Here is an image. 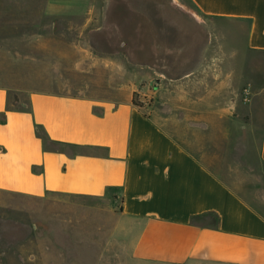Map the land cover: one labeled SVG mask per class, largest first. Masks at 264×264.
<instances>
[{
	"label": "crops",
	"instance_id": "crops-1",
	"mask_svg": "<svg viewBox=\"0 0 264 264\" xmlns=\"http://www.w3.org/2000/svg\"><path fill=\"white\" fill-rule=\"evenodd\" d=\"M188 1L199 16L240 23L244 36L231 34L240 47L228 49V29L210 31L212 40L201 48L200 30L177 27L172 33L180 44L172 48L143 9L171 0H106L94 32L98 51L127 52L134 59L143 53L154 70L159 60L175 63L164 68H181L191 53L195 61L208 54L216 65L217 52L230 55L228 68L262 67L241 56L264 55V0ZM26 3L0 0V30L14 27L24 34L26 21H32L34 53L89 52L82 45L42 46V21L58 16L26 15ZM37 5L40 10V0ZM14 6L17 12L10 11ZM166 47L167 56H159ZM58 58L65 62L58 61L56 78L37 81L26 94L0 80V196L79 202L97 215L96 228L105 230L70 254L60 239H49L53 258L83 264H264V210L256 206L264 204V187L251 192L242 184L245 171L227 167L238 165L240 153L228 150L221 157L207 151L200 118L189 122L180 108L188 97L168 88L184 79L168 77L174 81L168 83L157 72L156 84L125 85L106 78L99 65L74 63L69 69L68 56ZM39 61L34 56L37 72ZM248 105V130L259 141L255 161L264 166V87Z\"/></svg>",
	"mask_w": 264,
	"mask_h": 264
},
{
	"label": "rangeland",
	"instance_id": "rangeland-1",
	"mask_svg": "<svg viewBox=\"0 0 264 264\" xmlns=\"http://www.w3.org/2000/svg\"><path fill=\"white\" fill-rule=\"evenodd\" d=\"M26 2L24 9L26 15L40 12L42 15L58 16L53 20L46 17L42 21V46L82 45L87 47L89 52L82 54L69 49L68 53L61 54L47 51L34 53L32 21H26L24 34H19L14 27H10L8 31L0 30L2 34L7 33L0 36V80L7 83L12 91L26 94L34 89L37 81L49 77L55 79L58 61L61 60V64L65 62L58 58L63 55L68 56L66 68H72L74 63L78 66L93 63L97 67L99 65L104 68L106 78H112L114 83L156 84L154 78H157V72L165 73L166 78L162 75L160 77L168 83H174L173 80L176 78H183L184 83L170 85L168 88L174 93L180 92L188 97V101H180V108L182 107L184 113L188 114L189 122H198L194 118H200V138L207 151L221 157H224L228 150L240 153L238 165L231 163L227 167H237L236 169L245 171V181L242 184L251 192L254 188L264 187V166L256 164L255 161L259 143L258 134L248 130L250 124L248 104L256 89L264 87V55L241 56L243 61L247 60L249 64L254 62L262 65L258 69L228 68L230 55L227 53L224 56L217 52L216 65H213V57L209 58L208 54L205 56L202 54L201 60L195 61L191 53L180 64L181 68H164L173 67L175 63L166 65L164 64L166 61L162 63L159 60L155 65L158 69L154 70L146 64L143 53L135 54L134 59L132 58L134 56L127 52L113 55L98 51L94 32L100 25L99 18L106 0H40V10L37 0H26ZM124 6L123 4L122 7ZM19 7L21 8V5L17 8ZM12 8L11 12L18 11L16 6ZM143 9L152 16L156 27L162 31L161 34L166 35L164 40L169 41L167 44L172 48L180 44L178 42L180 38L172 33L177 27L200 30L201 48L208 46L210 39L212 40L210 31L227 29L228 41H225L228 49L239 48L240 42L231 34L237 31L244 36L246 31L240 23L226 24L199 16L188 0H171L165 6L144 4ZM182 15L183 19L180 17ZM177 16L179 20H176ZM214 39L216 38L213 37ZM220 39L221 37H217V44ZM238 39L240 40L241 37L239 36ZM221 41L223 43V40ZM211 51L214 53V48H211ZM158 53L159 56H167V47L163 53L160 50ZM34 56L40 58L38 72L34 70ZM103 60H106V65ZM108 66L112 69H107ZM149 75L153 77L149 78ZM36 76L41 78L38 80ZM168 77H172L173 80H169ZM181 113L183 114V111ZM241 161L244 164H240ZM66 205L55 200L0 196V264L85 263L77 258L66 261L58 257L56 260L50 252L51 238L60 239L63 252L66 250L70 254V252H79L83 240L96 238L105 231L96 228L97 215L81 209V203ZM73 205L76 207L73 208ZM256 206L264 210V204L256 203ZM32 240H36L35 244Z\"/></svg>",
	"mask_w": 264,
	"mask_h": 264
},
{
	"label": "trees",
	"instance_id": "trees-1",
	"mask_svg": "<svg viewBox=\"0 0 264 264\" xmlns=\"http://www.w3.org/2000/svg\"><path fill=\"white\" fill-rule=\"evenodd\" d=\"M135 103H136V105H141V104H140L139 102H137V101H135ZM201 220H202V217H194V221H195L196 223H200Z\"/></svg>",
	"mask_w": 264,
	"mask_h": 264
}]
</instances>
